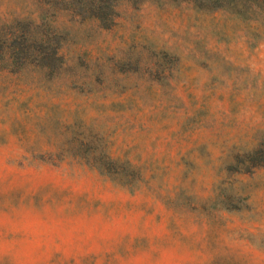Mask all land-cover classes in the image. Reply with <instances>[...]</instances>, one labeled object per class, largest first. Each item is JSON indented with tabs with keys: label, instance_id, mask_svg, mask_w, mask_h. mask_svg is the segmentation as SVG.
<instances>
[{
	"label": "rangeland",
	"instance_id": "rangeland-1",
	"mask_svg": "<svg viewBox=\"0 0 264 264\" xmlns=\"http://www.w3.org/2000/svg\"><path fill=\"white\" fill-rule=\"evenodd\" d=\"M89 1L0 0V264H264V0Z\"/></svg>",
	"mask_w": 264,
	"mask_h": 264
},
{
	"label": "trees",
	"instance_id": "trees-1",
	"mask_svg": "<svg viewBox=\"0 0 264 264\" xmlns=\"http://www.w3.org/2000/svg\"><path fill=\"white\" fill-rule=\"evenodd\" d=\"M104 1H105L104 6H102V7L101 6L93 7L95 2L89 1L88 10H90L89 13L91 14V16L98 18V19L107 20V17L112 13V10H111L112 6L110 5V3L108 1H106V0H104ZM232 1L233 0L230 1L231 4H232Z\"/></svg>",
	"mask_w": 264,
	"mask_h": 264
}]
</instances>
